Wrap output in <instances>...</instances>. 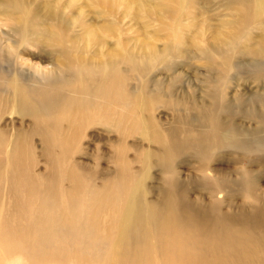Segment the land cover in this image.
I'll use <instances>...</instances> for the list:
<instances>
[{
    "label": "bare ground",
    "instance_id": "6f19581e",
    "mask_svg": "<svg viewBox=\"0 0 264 264\" xmlns=\"http://www.w3.org/2000/svg\"><path fill=\"white\" fill-rule=\"evenodd\" d=\"M41 1L0 0V264L4 258L10 264H264V89L247 94L249 86L242 84L237 99L248 100L244 107L232 106L224 94L231 81L241 84L247 74L264 87V25H257L264 0L240 1L243 21L230 37L231 27L209 26L219 48L207 40L184 51L169 37V52L158 58L151 54L153 38L144 46L150 53L126 39L116 22L117 2L44 0L41 13ZM145 1L146 7L127 15L141 31L143 10L164 28L172 23L167 19L174 16L173 4H202ZM93 9L113 11L115 19L84 22ZM191 17L173 23V34L189 32ZM252 29L262 32L250 38ZM41 52L51 57L50 68L27 60L42 58ZM237 56L249 60L242 63L245 73L232 64ZM156 62L166 74L182 69L175 80L184 76L187 84L192 78L184 69H209V100L159 103L171 120L162 125L150 113L153 103H144V85L156 82L150 80ZM172 92L167 89V96ZM4 115L9 117L1 125ZM8 121L33 129H8ZM88 131L95 133L91 142L101 144L91 154L83 146ZM129 136L145 141L137 152L145 150V162L130 153L119 156ZM75 154L95 165L71 162ZM108 162L118 170L112 172ZM224 162L228 168L220 172L214 164ZM150 171H156L153 185ZM234 200L242 202L236 215L224 213L222 207Z\"/></svg>",
    "mask_w": 264,
    "mask_h": 264
},
{
    "label": "rangeland",
    "instance_id": "374dc122",
    "mask_svg": "<svg viewBox=\"0 0 264 264\" xmlns=\"http://www.w3.org/2000/svg\"><path fill=\"white\" fill-rule=\"evenodd\" d=\"M48 1L56 3L60 0H48ZM105 1H114V2H117L118 4H121V8H119L115 12V16L117 19L116 22H117V25L119 23L118 26H120L121 29L125 31V36L127 40L128 39L135 40L142 47H144L148 39L153 38L152 42L154 45V49L151 54L152 56L156 58H158V55L163 56V52L165 51L169 52V49L171 47V44L167 42V39L169 37H172L174 39L177 38L179 43L181 44V50L183 49L184 51L185 50H188L189 52L194 51L193 48H187L188 45L191 43L197 44L199 48H202L205 46L204 42L207 40L211 41L213 47L219 48V45H218L219 43L213 38V33H210L208 30L209 26L212 28V31L219 30L220 27L223 26V24L231 27L226 31L230 37L231 35L230 33L232 32V30L233 29L235 30L240 25V23L243 21V16L241 15V11L243 10V7L240 6L241 0H200L202 2L201 7L193 3L194 7L188 8V9H184V5H185L184 2H183L182 8L178 7L176 4H173L174 16L167 19L168 21L172 23H169L164 28H162L159 23L151 22L150 17H149V12L147 10H143L142 15L144 16V18H143L142 23L145 24L146 29L144 31H141L139 28L133 25L131 19L127 17V15L132 10H134V8H137L140 5L142 8H144V6L146 7L147 3L145 0H136L135 3L131 6L127 5L128 4L127 0H105ZM160 1L162 3H167L166 0H160ZM40 4L41 5L37 4V6L41 10V13H44L47 8V5H44V0H42ZM77 4L78 3H76V5ZM75 10L76 9H73L72 12H74ZM63 11H65V8L63 9ZM106 12L107 11L105 9H93L91 11V13L93 14H89L88 17L84 20V22L97 21L99 24H103L105 23V19L107 18L115 19V16H110L111 14H113V11L110 12L109 15H107ZM95 14H99L101 17H96ZM189 14H192V17L189 20V22L187 23L185 22V23L188 25L187 29L190 31L186 32L184 30L174 35L173 32L175 31H172V27L174 25L173 23H176L179 20L184 22ZM134 16L135 15L132 14L131 18ZM257 25L260 27L263 26L264 19L257 21ZM154 32H157L158 36L161 39L156 38ZM250 32L251 33L249 34V37L252 38L253 36L260 34L262 31L260 29H252ZM1 33H4V31L0 30V35ZM223 35H225V33H223ZM201 37H203L204 39H202ZM112 41H115V40H112ZM165 45H167L166 49H165ZM130 47L133 48V45H131ZM90 48L92 47L90 46ZM149 48L150 47H147V46L144 47V51H149ZM30 50L32 51V49ZM26 57H28V59L27 58L25 59H27L28 61L32 63L39 62V63H42L41 65H45L47 68H50L48 65L50 64L51 57L47 56L46 54L42 52H41V57L44 59L42 58L38 59V58H34L35 56L32 57V56H27V55ZM58 57L60 58V62L62 63L67 61V58L62 54L58 55ZM237 57H238V61L235 62L233 60L232 64H235V68L236 70H238L239 73H245L244 65L242 63L246 65L247 61L249 60L243 59L241 56H237ZM47 61L49 62V64ZM179 61L180 60H177V59L172 60V62H176V64H178ZM50 66L52 67L53 65H50ZM184 66L185 65L183 63L180 65L181 68H183ZM154 67H155V70L150 72V80H155L156 82L144 85V87L147 90V92L145 93L144 103H147V102L153 103L152 107H155V108L152 110L150 109V113H152V115L155 114V118L160 119L162 125L170 124L171 120L169 119L168 112L162 109V107L161 108L158 107L159 103L167 102L170 99L181 101L182 98L190 99L193 104L204 103L209 100V96L207 95V89L210 86V83L213 81V75L211 74V72L208 71L209 69L204 71L205 68L204 67L199 68V66L195 68L184 69L185 71L184 73L189 72V75L192 78V83L187 84L186 78L184 76H181L177 80H175L177 73L182 72V69H179L180 71H178L177 73H175V71L172 70L168 74H166L164 69H162V67L160 66L158 62L154 64ZM121 68H122V72L124 73L125 69L122 66ZM248 70H251V68L249 67ZM248 75L249 74L242 76L243 79L241 80L242 82L241 84H238V81H231L229 83V87L226 89L224 94H225V99L228 100V102H230L232 106L238 105L240 107H244L245 105L244 102L248 101V100L243 101V100L237 99L240 97L239 91L245 88L243 87L242 84H247L249 86V88L246 87L247 89L244 90V93L247 91V94H250V93L253 94L255 91L259 89L261 90L264 89L262 85L263 83L262 84H257V83L252 84L250 76ZM246 77L250 79L251 83L246 79ZM131 87L132 85L130 84L129 88ZM167 89L172 90L174 92H172L170 95L167 96ZM152 92L158 93L157 99L150 98ZM262 94L264 95L263 92ZM249 105L251 108L256 107V111L259 110V106L257 107L256 104L251 103ZM8 117H9L8 115H4L2 117L3 121L1 122V125H5L6 121L8 120ZM234 123L240 124L241 122L236 121ZM176 124H180V123H176ZM176 124H173V126H175ZM26 125L33 129V125L31 126L30 123L28 124V122L21 123V121H15L14 125L8 121L7 128L8 129H15V128L18 129L20 127H26ZM87 133H88V138L83 143V146L87 149L88 153L91 154L93 153L94 148H101V144L97 143L94 145V143L91 142V137L94 136L95 133L94 132L92 133L90 131H88ZM123 142H126V145L119 148L118 150L119 156L124 153H130L135 160H141L145 162V159H146L145 150H143L141 153H137L139 150H141L145 146V141L142 140L140 136L139 137L129 136L125 138ZM33 146L36 152H39L41 150V143L37 138L33 141ZM73 161H84V162H87L91 166L95 165L93 162L86 161L83 159V157L78 156L76 154L71 157V162ZM42 163H40L38 169H42ZM99 163L102 164L103 162L100 161ZM246 164L248 165V168H251L253 165V163H250V164L246 163ZM214 165L216 168L220 169V172L225 171L228 168V165L226 162L222 164L215 163ZM105 166L109 168L112 172H116L118 170L117 165H112L110 162H108ZM140 168H142V166L136 167V170H142ZM154 173H156V171H150V185H153L152 183H155L151 179ZM154 185H157V184H154ZM262 196H263V187H262ZM154 199L156 201L155 197L150 196V200L154 201ZM203 200L206 205L204 198ZM241 203L242 202L240 200H234L231 202V207H229L226 204L222 207V211L231 216H235L238 211V207L240 206ZM246 211L248 212L249 209L247 208ZM255 227L257 230L262 229V226L259 223H256ZM233 228L244 232L242 225L238 222L233 223ZM10 263H11L10 259H7V258L2 259V264H10Z\"/></svg>",
    "mask_w": 264,
    "mask_h": 264
}]
</instances>
